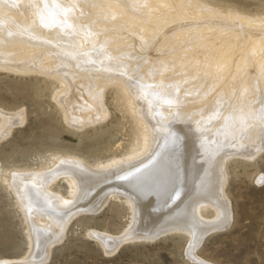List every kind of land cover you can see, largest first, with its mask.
Returning a JSON list of instances; mask_svg holds the SVG:
<instances>
[{
	"label": "bare ground",
	"instance_id": "1",
	"mask_svg": "<svg viewBox=\"0 0 264 264\" xmlns=\"http://www.w3.org/2000/svg\"><path fill=\"white\" fill-rule=\"evenodd\" d=\"M50 1L0 0V67L55 66L66 84L54 98L77 128L104 118L103 89L113 84L142 131L122 157L88 165L54 156L40 170L2 176L26 217L29 264L48 256L73 213L110 199L130 211L129 240L166 230L200 241L225 227L224 161L264 145V26L191 0ZM21 118L0 108V140ZM59 177L65 197L49 189Z\"/></svg>",
	"mask_w": 264,
	"mask_h": 264
},
{
	"label": "rangeland",
	"instance_id": "2",
	"mask_svg": "<svg viewBox=\"0 0 264 264\" xmlns=\"http://www.w3.org/2000/svg\"><path fill=\"white\" fill-rule=\"evenodd\" d=\"M190 2L218 10L224 18L234 14L239 25L247 23L240 19L245 15L264 26V0ZM234 30L230 32L241 36ZM31 63L23 71L0 67V108L22 113V121L0 140V264L30 263L26 217L3 175L10 178L14 173L40 170L54 156L76 157L88 165L122 157L142 131L127 106V95L110 83L102 93L104 118L79 128L69 124L54 98L66 84L60 82L63 77L55 66ZM257 144L246 152H229L224 161V193L230 221L209 230L200 241L166 230L158 236L129 240L125 236L130 230V211L122 201L110 199L99 210L73 213L63 237L50 245V255L38 264H264V145ZM50 184L51 192L67 195L68 184L60 177ZM213 214L209 207L202 211L208 220ZM96 234L115 239V243L106 247L94 238Z\"/></svg>",
	"mask_w": 264,
	"mask_h": 264
}]
</instances>
